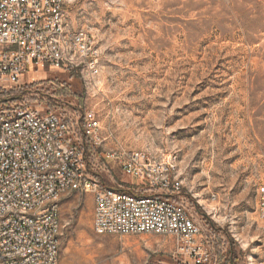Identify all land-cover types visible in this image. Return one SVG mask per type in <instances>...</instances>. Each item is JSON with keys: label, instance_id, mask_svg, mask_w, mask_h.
Segmentation results:
<instances>
[{"label": "rangeland", "instance_id": "rangeland-1", "mask_svg": "<svg viewBox=\"0 0 264 264\" xmlns=\"http://www.w3.org/2000/svg\"><path fill=\"white\" fill-rule=\"evenodd\" d=\"M65 9L95 38V81L81 68L31 71L20 80L34 82L28 90L4 97L26 96L79 122L93 109L101 163L108 151L175 158L201 237H211V264H231V251L243 264L264 182V0H65ZM107 163L105 179L134 182L118 160ZM57 204L60 264H188L168 237L95 233L90 192Z\"/></svg>", "mask_w": 264, "mask_h": 264}, {"label": "built area", "instance_id": "built-area-1", "mask_svg": "<svg viewBox=\"0 0 264 264\" xmlns=\"http://www.w3.org/2000/svg\"><path fill=\"white\" fill-rule=\"evenodd\" d=\"M99 59L94 36L68 20L65 0H0V264H60L57 198L70 192L92 193L95 233L165 236L188 264H211V237H201L175 158L108 151L101 163L93 109L79 122L26 96L4 97L28 90L34 82L20 80L31 71L81 68L94 82ZM107 159L118 160L123 177L134 182L105 179ZM254 222L259 231L240 247L243 264H264V182L256 187Z\"/></svg>", "mask_w": 264, "mask_h": 264}, {"label": "trees", "instance_id": "trees-1", "mask_svg": "<svg viewBox=\"0 0 264 264\" xmlns=\"http://www.w3.org/2000/svg\"><path fill=\"white\" fill-rule=\"evenodd\" d=\"M236 257L234 256V253L231 251L230 252V262H231V264H235V262H236Z\"/></svg>", "mask_w": 264, "mask_h": 264}]
</instances>
